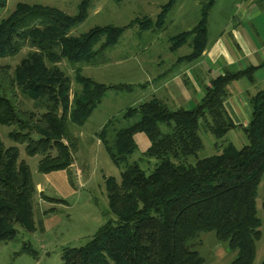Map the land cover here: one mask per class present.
<instances>
[{"label":"trees","instance_id":"trees-1","mask_svg":"<svg viewBox=\"0 0 264 264\" xmlns=\"http://www.w3.org/2000/svg\"><path fill=\"white\" fill-rule=\"evenodd\" d=\"M92 1L82 0L75 16L18 4L2 18L7 0H0V60L25 47L30 50L14 69L0 63V244L16 238L17 226L26 233L35 228L36 187L28 163L20 159V147L26 157H39L41 174L69 171L78 149L70 127L82 128L108 91L135 89L107 86L83 75L84 67L107 64L105 54L137 24L135 19L125 27H96L70 36L85 20ZM175 2L169 0L157 20L147 19L142 27L154 24L161 30ZM214 2L205 0L196 25L170 39L171 52L183 46L190 49L178 65L202 57ZM63 62L73 77L61 68ZM255 69L226 70L191 110H171L155 96L123 113L127 126H119L115 118L105 123L96 137L119 169L120 181L105 179L106 222L83 247L66 248L62 264H203L196 251L202 234H213L235 254L230 264H253L261 238L256 199L264 176V90L251 100V119L243 129L246 146L227 144L218 155L202 159L197 155L204 148L201 128L221 140L239 127L225 109L228 87L241 78L253 82ZM21 97L33 102L35 110H25ZM1 128L11 129L8 138L13 146L5 145ZM138 134L147 137L150 147L143 158L130 162L138 151ZM190 158L196 159L194 165L188 163ZM141 165L153 169L147 173ZM23 249L33 252L27 246Z\"/></svg>","mask_w":264,"mask_h":264},{"label":"rangeland","instance_id":"rangeland-1","mask_svg":"<svg viewBox=\"0 0 264 264\" xmlns=\"http://www.w3.org/2000/svg\"><path fill=\"white\" fill-rule=\"evenodd\" d=\"M82 0H7V6L2 13V18L9 16L18 4L40 5L56 8L67 15L75 16ZM205 0H176L171 12L165 20L161 30L156 26L142 27V23L157 20L162 8L169 0H93L87 11L85 20L74 27L70 36L77 37L96 27L115 26L125 27L137 19L132 29L126 30L121 36L118 45L108 51L105 56L109 62L97 67H84L83 75L95 82L107 86L131 85L132 91L110 90L104 96L101 104L93 112L83 127L72 125L71 131L75 137L82 133L78 143V153L73 154L74 163L73 181L76 190L66 197L67 205L58 211L51 212L48 218L38 217L37 224L32 233L24 232L17 226L18 234L13 241L0 244V264H62V254L66 248L83 247L106 222L103 214L108 209L105 179L114 178L120 181V171L110 160L104 146L95 136L105 123L112 118L119 120V126H127L122 121V115L128 108L138 107L139 104L150 100L152 97L162 96L157 83L152 86L148 81H155L157 75H166L175 65L173 74L181 70L177 60L190 53L188 46L171 52L170 39L182 32L190 31L197 23L201 5ZM244 0H215V5L210 13V39L216 38L222 31L236 22V15L241 11L239 5ZM235 19V21H232ZM140 27L145 32L140 30ZM148 29V30H147ZM264 32V30H263ZM30 50L25 47L21 52L11 58L0 60L3 65L11 69L16 68ZM67 74L73 77L72 69L61 64ZM234 69H238L235 67ZM145 84V85H144ZM160 84H163L161 81ZM263 84V83H262ZM144 86V87H139ZM73 90L77 86L73 84ZM264 89V88H260ZM259 90V89H258ZM21 106L25 110L34 111L33 102L21 97ZM171 110L174 108L170 107ZM42 110L37 113L40 114ZM237 125V124H236ZM165 131V126L161 125ZM9 128H1V138L6 146H13L8 138ZM200 137L204 148L198 153V159L215 156L221 153L223 147L232 144L241 149L248 144L247 138L241 128L234 129L221 140H216L210 133L200 129ZM138 151L130 157V162L143 158L150 147L147 137L143 134L135 136ZM20 159L26 160L31 170L33 182L43 187H48L47 179L38 171L39 157H26L24 149L20 147ZM146 161V160H145ZM195 158H190L188 163L194 165ZM74 164V165H75ZM155 161H153L154 167ZM87 165V166H86ZM86 166V168H83ZM147 173L152 171L142 166ZM85 169V171H84ZM38 195V194H37ZM37 198V197H36ZM50 204L64 203L60 199L45 197ZM257 215L261 220V238L256 244V256L253 264H262L264 261V176L257 192ZM39 209H37V213ZM30 247L33 252L23 248ZM196 251L204 260L203 264H230L235 257L224 244L215 240L213 234H202L196 244Z\"/></svg>","mask_w":264,"mask_h":264},{"label":"crops","instance_id":"crops-1","mask_svg":"<svg viewBox=\"0 0 264 264\" xmlns=\"http://www.w3.org/2000/svg\"><path fill=\"white\" fill-rule=\"evenodd\" d=\"M243 2L239 5L241 11L235 16L237 19L234 25L232 24L227 32L222 31L213 41L209 34L210 11L207 27L208 44L201 58L191 63L179 65L176 63L177 66H184L180 67L181 71L174 76L171 74L175 65L163 77L160 74L161 76L155 77V81H148L152 86L159 83L158 90L155 92L162 91L160 93L162 99H160L168 106L174 110H191L204 98L206 88L210 86L212 80L223 75L226 70L241 71L255 67L253 82H250L248 78H241L229 85L228 97L224 104L226 112L239 126L238 128L243 130L247 126L252 114L251 100L259 90H264L260 89L264 88V0H244ZM235 67L238 69H234ZM161 81L163 84H160ZM81 137L83 138L82 133L78 135V143ZM98 142H100L99 139ZM76 152L78 153V149ZM74 164L69 171L42 174L47 179L48 187H43L40 182H34L36 187L35 226L38 217L48 218L51 212L58 211L57 209L67 205L66 196L77 189L72 177L73 170L75 169V174L77 171ZM45 197L60 199L64 203L50 204L44 199ZM37 209H39L38 213Z\"/></svg>","mask_w":264,"mask_h":264}]
</instances>
